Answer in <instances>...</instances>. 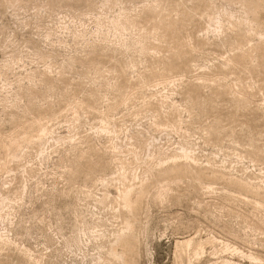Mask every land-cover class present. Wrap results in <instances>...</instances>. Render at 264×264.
I'll list each match as a JSON object with an SVG mask.
<instances>
[{
  "label": "rangeland",
  "instance_id": "rangeland-1",
  "mask_svg": "<svg viewBox=\"0 0 264 264\" xmlns=\"http://www.w3.org/2000/svg\"><path fill=\"white\" fill-rule=\"evenodd\" d=\"M260 191L264 0H0V264H264Z\"/></svg>",
  "mask_w": 264,
  "mask_h": 264
},
{
  "label": "bare ground",
  "instance_id": "bare-ground-1",
  "mask_svg": "<svg viewBox=\"0 0 264 264\" xmlns=\"http://www.w3.org/2000/svg\"><path fill=\"white\" fill-rule=\"evenodd\" d=\"M103 132H106L105 129L102 130ZM45 137V130H41V133L39 134V136L37 137V140L36 141H33L32 138H30L29 136H23V137H18L16 139H14L11 144L8 146V151H9V156L13 159V160H16L17 158H19L21 156V154H23L25 152V149L31 145V144H41L43 142V139ZM184 148V147H183ZM186 149V148H185ZM187 150V149H186ZM190 152V151H189ZM182 157L189 161L190 160V156H192L191 154L187 153L185 150H182ZM193 157V156H192ZM173 159V158H172ZM192 159V158H191ZM194 160V159H193ZM166 162V161H165ZM171 162V161H170ZM192 162V160H191ZM169 163V161H168ZM164 164V163H162ZM165 165V164H164ZM163 165V166H164ZM188 165V164H187ZM161 166V164H160ZM162 166V167H163ZM190 166V164L188 165ZM188 166H184V165H178V157H175V159L173 160L172 162V165H170L169 168H164V174H171V173H174V172H177L178 170L180 169H187ZM191 168V167H190ZM188 171L190 169H187ZM192 170V168H191ZM190 170V171H191ZM194 171V170H193ZM207 171V170H206ZM211 170H209L210 172ZM213 171V170H212ZM192 172V171H191ZM203 172H205L203 170ZM215 172V171H213ZM194 173V172H193ZM196 173V172H195ZM202 173V172H201ZM212 173V172H211ZM203 174V173H202ZM210 174V173H208ZM208 174L206 175L204 173V175H206V177L208 176ZM218 174H220L218 172ZM125 175V174H124ZM172 175V174H171ZM199 175V174H198ZM215 175L217 174H213L211 175L215 177ZM225 175V174H224ZM200 176V175H199ZM202 176V175H201ZM124 178V177H123ZM221 178V177H220ZM230 178V177H229ZM211 179V178H209ZM215 179V178H214ZM213 179V180H214ZM218 179V177H217ZM228 179V178H227ZM222 180V179H221ZM220 181V180H219ZM243 180H240L239 182H241ZM237 181V183H239ZM253 182V181H252ZM249 183V182H248ZM252 184V183H251ZM131 186V185H130ZM141 188H143L141 185H139ZM242 187H247V185L244 184H241ZM254 185L252 184V186L250 187H253ZM262 186V185H261ZM260 186V187H261ZM140 187H136V186H131V187H125L122 189V191H120V195H119V199L121 201V203L123 204L124 206V209L129 211V212H134L136 211L137 209V206L138 204H140V200H141V197L143 196V192H142V189ZM249 187V188H250ZM263 188V187H262ZM261 189V188H259ZM252 190V188H251ZM255 190V189H254ZM253 190V191H254ZM262 190V189H261ZM255 193L258 192V191H254ZM263 191H260V193H258V195H262L264 193H261ZM257 194V193H256ZM256 196V195H255ZM261 196V197H262ZM260 197V196H259ZM260 197V198H261ZM104 200L102 199V201H107V197H103ZM257 199V198H256ZM259 200V199H257ZM262 201V200H261ZM129 219H127L128 221ZM126 221V222H127ZM126 225V223H125ZM132 229V224L130 222L127 223L126 225V228L124 230H127V231H130ZM129 233V232H128ZM129 235L126 234V231H123V233L121 232V234H118V236L116 237V245H120L119 247H122V249H118L117 246L115 245V247H112V250H111V255L114 256L115 258H117L118 260H123L124 264H129L127 263L125 260V255L127 254V251L126 250H129L134 247V244H133V241H132V238L130 237ZM192 242L193 240H187L185 242L182 243V245L186 246V247H190L192 245ZM113 245V246H114ZM129 253V252H128ZM248 258V257H247ZM127 259V257H126ZM132 264V263H131Z\"/></svg>",
  "mask_w": 264,
  "mask_h": 264
}]
</instances>
